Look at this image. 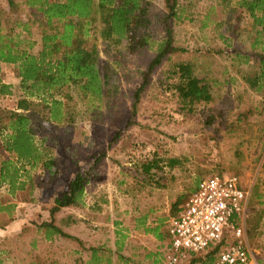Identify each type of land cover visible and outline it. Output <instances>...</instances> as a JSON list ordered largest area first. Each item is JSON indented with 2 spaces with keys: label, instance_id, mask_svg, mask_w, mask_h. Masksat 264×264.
Wrapping results in <instances>:
<instances>
[{
  "label": "rangeland",
  "instance_id": "rangeland-1",
  "mask_svg": "<svg viewBox=\"0 0 264 264\" xmlns=\"http://www.w3.org/2000/svg\"><path fill=\"white\" fill-rule=\"evenodd\" d=\"M12 2L10 7L7 0H0V25L8 31L16 20L27 22L32 38L39 39L46 30L41 15L28 8L26 0ZM176 12L175 44L186 51L183 58H189L192 52L197 55L192 60L198 65V74L210 84L214 102L197 106L189 114L180 113L169 89L175 80L169 77L164 63L153 73L138 115L120 131L129 117L130 95L141 82L140 73L163 40L158 22L167 13L166 0L152 1L149 17L158 37L153 40L157 44L146 54L130 55L123 46L103 41L100 25L94 24L89 46L95 44L99 51L110 93L102 103L87 105L74 87H65L62 98L68 100L69 113L66 125L44 121L36 135L40 148L45 146L50 158L58 160L57 175L49 180V185L32 192L25 187L12 196L9 189L7 192L0 187L1 202L14 206L10 214L0 216V224L12 221L21 212L28 218L22 240L0 232V251L6 264H20V243L29 246L31 241L43 240L34 223L47 219L48 206L78 172L89 174L91 186L84 193L87 197H83L81 206L61 211L57 220H64L63 227L76 228L82 218L88 223L97 221L102 232L103 260L111 257L115 264H121L132 254L133 247L125 250L126 244L139 243L143 239L139 236L152 227L163 232L199 181L235 175L250 192L244 217L247 244L255 258L264 263V90L255 93L243 82L245 74L256 71L258 64L240 61L238 54L250 52L244 36L228 46L220 41L219 34L225 32L226 26V8L220 0H178ZM20 30L15 27L13 33ZM0 69L2 81L13 86L12 96L0 95V109H12L20 95L14 77L16 67L3 65ZM238 116L242 118L239 120ZM170 160L176 163L170 165ZM149 161H156L157 166L151 175L142 168ZM34 172L48 177L40 167L30 170L29 175ZM21 181H27L26 177ZM22 200L24 203L20 204ZM92 206L98 211L95 219ZM121 240L122 249L118 251ZM28 251L24 258L27 262ZM142 254L137 250L135 256L141 259Z\"/></svg>",
  "mask_w": 264,
  "mask_h": 264
},
{
  "label": "trees",
  "instance_id": "trees-1",
  "mask_svg": "<svg viewBox=\"0 0 264 264\" xmlns=\"http://www.w3.org/2000/svg\"><path fill=\"white\" fill-rule=\"evenodd\" d=\"M152 1L26 0L25 5L35 9L46 24V30L41 32L39 39L32 38L27 22L16 20L14 27L8 28V31L0 25V64L16 67L20 93L14 108L0 109V187L6 184L9 195L13 196L25 187L32 192L35 188L47 186L49 180L57 175L58 160L50 158L45 146L40 148L36 135L38 126L44 121L66 125L69 119L68 100L62 98V90L74 87L79 99L87 105L102 103L110 93L109 78L100 66L99 51L95 44L89 46L92 26L98 23L102 40L123 46L128 54H146L157 44L153 40L158 37L149 17ZM220 1L226 8V26L219 39L228 46L231 41L244 36L250 52L243 56L238 54L242 58L240 61L258 64V69L245 74L243 82L251 91L261 93L264 90V0ZM7 2L12 7V0ZM177 7L178 0H166L167 13L158 22L163 30V40L157 45L146 69L140 73L141 82L130 95L129 117L120 131L128 128L138 115L152 75L164 63L167 64L169 77L175 80L169 89L180 113L189 114L197 106L214 102L210 84L198 74V65L192 60L197 55L192 52L189 58H183L186 51L175 44ZM58 24L60 28H53ZM15 27L21 29L17 34L13 33ZM231 33L232 36H229ZM257 49L259 52H256ZM0 95L12 96L11 87L0 84ZM238 117L239 120L242 118ZM118 136L119 132L113 141ZM175 163L176 160H170L169 164ZM39 167L49 178L39 177L35 172L29 175L30 170ZM155 167L156 161L142 164L147 175H151ZM262 170L264 173V161ZM88 175L78 172L48 206L47 219L34 223L45 240L68 238L77 241L64 233L63 226L66 224L64 220L58 222L57 215L64 209L81 206L90 182ZM24 177L27 181H19ZM13 210L14 206L0 201L1 213L10 214ZM146 231L157 234L158 228ZM122 243V240L121 244L118 243V251H121ZM218 251L217 248L214 253ZM2 256L0 251V264H5ZM212 260L211 256H207V261Z\"/></svg>",
  "mask_w": 264,
  "mask_h": 264
},
{
  "label": "built area",
  "instance_id": "built-area-1",
  "mask_svg": "<svg viewBox=\"0 0 264 264\" xmlns=\"http://www.w3.org/2000/svg\"><path fill=\"white\" fill-rule=\"evenodd\" d=\"M249 197L235 175L202 180L168 223L165 263L262 264L249 249L244 231ZM207 256L213 260L207 261Z\"/></svg>",
  "mask_w": 264,
  "mask_h": 264
},
{
  "label": "crops",
  "instance_id": "crops-1",
  "mask_svg": "<svg viewBox=\"0 0 264 264\" xmlns=\"http://www.w3.org/2000/svg\"><path fill=\"white\" fill-rule=\"evenodd\" d=\"M3 65L5 64H0V68ZM14 77L16 80H18V78L15 75ZM17 82L19 83V80ZM0 84L8 85L4 83V81H2V78H0ZM19 181H21V178L19 179ZM89 186H91V184ZM3 188L6 189V191L8 192L9 187L6 184L3 186ZM86 192L87 190H85V193ZM85 197H87V195ZM22 203H24L23 200L20 201V204ZM92 212H94L91 214L92 219H95V217L98 216V211L96 210V208L93 207ZM2 214L3 212L2 213L0 212V216H2ZM27 219L28 218L26 214H23L21 212L18 214V216L15 219H12V221H9L8 223L0 224V232H2L3 235H7V236L13 235L16 238L22 240L25 235V232H23L25 229L24 223L28 221ZM78 224L79 225H77V228L76 226L63 228L64 233L77 239L76 241L77 243L71 242L73 240L68 238H58L59 242L55 241L57 239H55L54 241H47L45 240L44 237H42L43 240L31 241L29 246L20 243L19 250L17 251L19 252L18 253L20 258L19 263L20 264H115V262H113L111 257H109L106 260H103L102 257L103 249L101 246L102 232L100 228L101 226L98 225L99 223L97 221H91L90 223H88L85 218H82V220L78 221ZM155 228H158L157 234L145 230L143 235L139 236L143 238L142 241L133 244V246L131 244L125 245V250L131 249L132 247L133 250H132V254L129 257L126 256L125 259L121 260V264H166L162 257V249L167 242L166 241L167 228L163 232L160 231L159 227L157 226L154 228L152 227L151 229H155ZM151 229L149 228V230ZM27 246L29 247L30 252L26 249ZM137 250L143 251L141 259H138L135 256ZM26 251H28V255H30L29 256L30 259L28 260V262L27 260H24L27 253ZM115 257H117V255H115Z\"/></svg>",
  "mask_w": 264,
  "mask_h": 264
}]
</instances>
